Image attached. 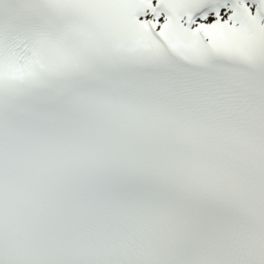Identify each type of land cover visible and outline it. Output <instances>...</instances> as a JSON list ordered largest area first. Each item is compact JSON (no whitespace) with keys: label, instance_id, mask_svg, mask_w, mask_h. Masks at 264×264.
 <instances>
[{"label":"snow or ice","instance_id":"snow-or-ice-1","mask_svg":"<svg viewBox=\"0 0 264 264\" xmlns=\"http://www.w3.org/2000/svg\"><path fill=\"white\" fill-rule=\"evenodd\" d=\"M0 264H264V0H0Z\"/></svg>","mask_w":264,"mask_h":264}]
</instances>
